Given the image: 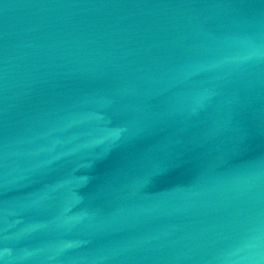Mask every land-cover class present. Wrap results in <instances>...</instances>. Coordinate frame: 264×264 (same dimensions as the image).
<instances>
[{"label": "water", "instance_id": "1", "mask_svg": "<svg viewBox=\"0 0 264 264\" xmlns=\"http://www.w3.org/2000/svg\"><path fill=\"white\" fill-rule=\"evenodd\" d=\"M0 264H264V0H0Z\"/></svg>", "mask_w": 264, "mask_h": 264}]
</instances>
